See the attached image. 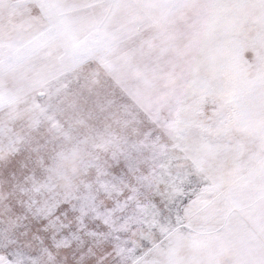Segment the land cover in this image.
I'll list each match as a JSON object with an SVG mask.
<instances>
[{"label":"snow or ice","instance_id":"6c2138e0","mask_svg":"<svg viewBox=\"0 0 264 264\" xmlns=\"http://www.w3.org/2000/svg\"><path fill=\"white\" fill-rule=\"evenodd\" d=\"M117 2L51 0L61 17ZM132 2L156 22L166 12L192 10L175 25L184 39L174 70L158 103H131L125 133L108 141L94 183L110 205L90 207L88 197L69 191L60 202L67 207L51 219L95 213L96 228L112 244L111 259L96 264H264V0ZM40 15L48 31L43 5ZM0 27L7 29L6 18ZM41 216L38 207V222ZM34 242L27 230H5L0 264H71L60 245L26 251ZM83 256L76 264H89Z\"/></svg>","mask_w":264,"mask_h":264},{"label":"rangeland","instance_id":"374dc122","mask_svg":"<svg viewBox=\"0 0 264 264\" xmlns=\"http://www.w3.org/2000/svg\"><path fill=\"white\" fill-rule=\"evenodd\" d=\"M19 4H0V20L8 21L0 27V237L27 230L35 237L28 252L60 245L71 264L81 252L89 264L107 262L112 244L96 228L95 213L51 216L67 207L60 202L69 191L88 197L90 207L110 205L95 191L97 166L109 139L125 133L131 103L150 109L163 97L184 39L175 25L192 10L166 12L156 22L132 0L63 17L51 0ZM42 5L48 31H41ZM45 220L49 231L37 235Z\"/></svg>","mask_w":264,"mask_h":264}]
</instances>
